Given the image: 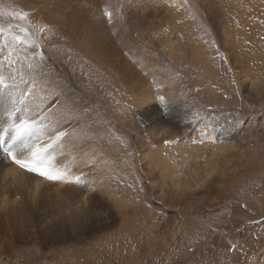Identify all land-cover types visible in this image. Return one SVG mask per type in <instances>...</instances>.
Returning <instances> with one entry per match:
<instances>
[{"label":"rangeland","instance_id":"374dc122","mask_svg":"<svg viewBox=\"0 0 264 264\" xmlns=\"http://www.w3.org/2000/svg\"><path fill=\"white\" fill-rule=\"evenodd\" d=\"M261 1L241 0V10L248 11L250 6L253 7V13L251 9L248 12L250 21L257 25L254 30L258 31L260 28L258 33L252 32L250 27L246 30L247 33L252 32L249 36L258 40L257 43H253L252 39L245 41V51L253 54L260 50L264 52V0ZM258 2L263 7L259 6ZM9 3L10 0H5V5L0 8L6 12L22 13L23 10V13H27L24 8L21 10L16 6L11 7ZM171 3L182 10L178 5L179 0H172ZM198 10L200 9L181 11L184 18L192 22L191 27H182L184 31L181 30L180 24H175L172 28L171 23L166 22V28L162 25L160 30H152L149 33L146 31L148 27H145V36L136 34L142 55L139 57L130 54L129 63L136 73H141L145 81L153 86L160 117L168 121H156L153 124L143 117L141 109H138L135 103L130 102L131 99L129 100L127 95L130 92L128 86L124 87L118 82L117 75H112L113 80L116 78L114 83L118 84L114 85L103 75L96 63L83 55L79 54L81 70L76 71L81 77L79 84H75L69 75H63L62 80H51L47 84L32 77L30 67H33L36 73L41 72L44 67H51L45 57L46 49L53 55L57 52L67 67L63 57L75 55L59 43L55 52L53 48L50 49L47 43L53 37L62 35H52L46 28L43 30V27L30 21L28 15L25 21L0 16V25L8 30L5 36L0 37V51L4 49L3 55L0 54L1 76L9 79L10 73L16 81L30 79L29 82H32L34 87L38 84L36 82H39L43 84L41 87L56 89L63 94L58 105L75 112L77 117L73 122H80L88 143L93 146L89 148V152L97 158H94L96 175L98 174L95 186L97 191H103L98 197L129 206V212L122 220L117 208L112 207V210L109 209V216L104 215L99 222L93 221V227H89L77 239L69 238L65 241L40 240L35 243L27 235L7 229L3 222H0V264H264V89L262 86H256L252 91L242 90L238 77L236 78L229 67L226 73L221 29L212 22V18L205 11H202L204 15L199 17L196 14ZM102 14L104 15V12ZM235 19H232L229 25L240 28V23ZM168 27L171 29L170 36L179 39L174 56L164 48L167 35L165 30ZM20 28H24L25 32H21ZM192 30L193 32H190ZM192 33L194 35H191ZM14 35H19L29 43L19 45L12 40ZM197 44L215 64V71L211 76L206 77L201 68L203 66L199 59H202L203 53L198 54L193 48ZM150 46V52L154 55L145 60L143 53L148 51ZM180 53L184 55L181 56ZM22 65L28 68L24 70ZM45 75L44 73L42 76ZM224 78L232 84V90H235L234 98L230 97L221 83ZM90 85L96 91L95 97H91L89 93ZM209 88L220 95V98H212L211 95L210 97L205 92ZM158 97H163V102ZM45 100L49 102L46 98ZM99 102L104 103L105 111L110 112L109 116L117 125L105 120L106 117L99 112ZM176 124L181 127L180 131ZM69 125L67 131L71 132L72 123ZM152 125L169 127L173 133L167 135L160 131L156 135L157 142L152 141L149 132ZM132 131L137 132L139 139L132 135ZM54 138L55 143L59 145L61 138ZM205 145L207 146L203 147ZM221 146L229 147L227 161L221 160V156L217 159V172L211 173L213 179H205L207 181H203L205 184L202 182L200 189L196 188L197 184L193 186V191L184 188V193L182 189L175 194L171 179L168 176H160L158 181L165 186L161 188L158 184L160 191L157 194L165 197L161 198L152 192L143 162L146 161L145 153L148 152L146 147L161 148V158L163 157L166 165L170 166L167 168L171 169L170 177L185 184L193 182V178L203 177L206 163L217 154ZM61 201L53 199L44 203L41 209L43 216L48 219L55 216L57 219H52L59 225L60 222L69 225L80 220V225L89 221L88 215L85 214L87 212L74 210L70 203ZM69 212L72 215H69ZM20 214H10L9 221L23 225V222L19 221L22 217Z\"/></svg>","mask_w":264,"mask_h":264},{"label":"bare ground","instance_id":"6f19581e","mask_svg":"<svg viewBox=\"0 0 264 264\" xmlns=\"http://www.w3.org/2000/svg\"><path fill=\"white\" fill-rule=\"evenodd\" d=\"M171 1L172 0L167 2L165 0H10L9 4H11V7L16 6L21 10L23 8L27 10L29 20L34 24L43 27V30L46 28L52 35H62V37H53L49 42L47 41V46L50 49L53 48L55 52L56 45L59 43L65 48L71 50L75 55L74 57H63L65 62L68 64L67 67L63 64L62 58L56 54L57 52L55 55H53L50 50L46 49L45 53L47 55L45 57L47 58L46 60L51 63V67H44L39 73H36V71H33V67H30V70L33 74L32 77L47 84L51 82V80H62L63 75H69L71 80L77 84L81 79V77H79L80 74L76 73L77 70H81V59L79 54L83 55L91 62L96 63L100 67L101 71H103L104 74H102L105 75L106 78L110 79L114 85L118 84L117 82L114 83L116 78L113 80V74L118 76V82L123 84L124 87L128 86V90L130 92L127 93V95L129 100L131 99L130 102L135 103L138 109H141L143 117L148 118L151 124L155 123L156 121L163 122L164 120V123H168V121H165V118L160 117V108L156 100L157 96L155 95L156 93L154 92L153 86L145 81L146 79H144L141 73H136L129 63V57L130 54L139 57L142 55V53L139 51V49L142 48L138 47L139 38L136 37V34L145 36L144 33L146 31L150 33L152 30H160L161 26H164L166 22H170L172 28H174L175 24H180L181 30L186 27L188 28V26L191 27L192 22L188 19H185L181 11L189 12L191 9H200L196 12L199 17H202L204 15L202 11H205L208 16L212 18V22L216 23L218 28L221 29L220 38L222 39V44L224 45L223 49L225 50L226 73H228L227 67H229L236 78L238 77L240 81L239 85L242 90L247 89L252 91L255 90L254 87L256 86H262L264 89V52L260 50L259 52L257 51V54H253L252 52L245 51L247 47L245 43L246 40L252 39L253 43L258 42L255 37L248 35L250 32H246L247 28L249 27L251 28L252 32H254V27L257 26L254 22L250 21L251 16L248 11L253 8L252 6H250L251 8L246 11L241 10L243 4H241V0H179L180 4L178 5L181 6V10L178 8V6L173 5ZM261 2L262 1L260 0V3ZM260 3L259 6L263 7L264 4L262 5ZM4 5L5 0H0V6ZM251 5L253 4L251 3ZM105 9H107V11L110 13V16H105L102 14V12H105ZM229 11H231V16H229ZM250 11L253 13L252 9ZM21 12L23 13V10ZM234 18H236L235 20H238L237 22L240 23V28H234L229 25V23H231V21H233L232 19ZM14 22H16V20H14ZM145 27H148V29L146 28V31L144 30ZM164 27L166 28L167 26ZM257 30L258 31L255 32L258 33L260 28ZM165 31L167 35H165L164 39V48L168 52L170 51L174 56L177 50L176 47L179 46V39L177 40L176 38H172V36H170V27H168V29ZM190 32H193V30ZM191 35H194V33ZM189 38L186 39L189 40ZM235 38H237V40ZM189 42L187 44H189ZM43 44L45 43L43 42ZM198 44L196 47H193L194 51L198 54H202L203 52L199 47L200 44ZM150 48L151 46L148 47V51L143 53L145 60H147L146 58L154 55L152 54V51L150 52ZM3 53L4 49L0 51L1 56ZM181 54L182 53H180V55ZM205 54H207L206 51ZM205 54L203 53V55H201L202 59L199 60L203 66L200 67L202 70H204L206 77H208L214 74L215 64L212 60L207 58ZM197 57L199 58V55ZM192 59L190 58L191 61ZM37 61H39V59H37ZM34 67H36V65H34ZM21 68L26 70L28 67L22 65ZM155 69H157V67ZM68 71L69 73H66ZM44 73L46 74L45 77L42 76ZM8 74L10 77L9 79L3 78L0 74V80H2V82H0V126L3 127L2 131H0V135L4 136V145L12 148L17 157L21 160H31L32 151L39 152L41 156L45 158L51 156L53 157L52 168L65 172L66 175L61 180L50 181L45 177L40 176L37 172H30L25 168H21L19 165L13 163L7 156L3 155L0 151V222H3V225L7 229L16 232L19 231L20 233L22 232L23 234L30 237L35 243H38L40 240L55 242L65 241L69 238L77 239L79 235L86 232L89 227H93V221L99 222L104 218V215L109 216V209L112 210V207L117 208L116 210L122 220L124 216L128 214L129 206L116 204L111 200H105L98 197V195H102L103 191H97L95 186L98 181V174L96 175L97 168H95L94 159L96 157H94L89 152V148L91 149L93 146L88 143L85 131L82 129L83 127L80 122H73V119L77 117L75 112H71L68 107H62L61 105H58L59 101L63 98V94L58 92L56 89L41 87L43 84L41 85L39 82H36L38 84H36L34 87L32 82H29L30 79L28 81H16L13 75L10 73ZM202 74L203 73H201V75ZM89 78L90 77H88V79ZM83 79H85V77ZM224 79L226 81L223 80L221 83L226 88V91L229 92L230 97L233 96L234 98L235 90H232V84L230 85L228 79ZM97 81L99 80L97 79ZM31 85L34 87V89ZM76 86L79 88L78 85ZM70 89L71 88H69V90ZM205 92L208 93L209 96L211 95L212 98L215 96H218V99L220 98V95L215 93V91L211 88H209L207 91L205 90ZM89 93L91 97L96 96V91H94L91 85ZM43 97L49 100V102ZM122 99L124 100V98ZM103 102H99L98 104L99 112L106 117L104 118L107 122H112L114 125H117V122L109 116L110 112L108 110L105 111V105ZM94 112L95 111H93V113ZM25 117H27L29 123L31 124V128L16 140H11L10 135L6 133L5 130L13 122L18 123L20 118ZM69 123H72L73 126L70 128V130H72L71 132L67 131ZM177 127H179V125ZM160 128L162 127L157 125H152L151 128H149L152 141H156V135L158 132L160 133V131L167 135L173 133L169 127L162 128L161 130ZM180 129L181 127L178 128L179 131ZM131 133L135 138L138 135L137 132L133 133L132 131ZM54 137L61 138V143L59 145L55 143ZM137 138L139 139V137ZM206 146L207 145L203 147ZM145 149H148L147 154L145 153L146 161H143L144 169L147 174L146 178L150 183L152 192L156 196H161L160 193L157 194V192L160 191L158 184L162 186L161 188H163L165 185H163L160 180L158 181L160 176H168L171 179V183L174 184L173 189L175 194L184 188L192 190L193 186L197 184L198 186L196 188L200 189L201 185L205 184L203 181L205 179H213L211 173L217 172V159L221 156V160L227 161L226 157L229 147L221 146L215 156H212L208 162L205 161V163L207 162V165L203 169L204 174L202 178H193V182H185V184L175 180L176 178L174 177H170V175H172L170 174L171 169L167 168L170 166L166 165L163 157L161 158V148L156 149L153 147H146ZM143 154L144 153H142V155ZM209 155L211 156V154ZM142 159L145 160L144 157ZM82 168L83 171H81ZM180 181L182 182V180ZM206 181L207 180H205V182ZM212 187L209 188L211 189ZM184 192L185 189L183 190V193ZM163 197L165 196L162 195L161 198ZM177 198L178 195L175 196V199ZM53 199L65 201V204L70 203L73 206L71 208L74 210H83L87 212L85 214L88 215L89 221L86 222L88 224L86 226H84L86 223L78 225V222L80 221L79 220L78 222H72L69 225H65L60 222L59 225L57 222L54 223L55 221L53 219L55 214L52 215L54 216L52 217L53 219H48L46 216L44 217V214L41 210L42 206L44 203ZM53 204L55 205V203ZM62 209L65 210L66 208ZM58 212L60 213V211ZM70 212L69 215H72ZM12 213H21L20 215H22L23 220L20 216L21 219H19V221H22L23 225L9 221V216ZM49 217H51V215Z\"/></svg>","mask_w":264,"mask_h":264},{"label":"snow or ice","instance_id":"6c2138e0","mask_svg":"<svg viewBox=\"0 0 264 264\" xmlns=\"http://www.w3.org/2000/svg\"><path fill=\"white\" fill-rule=\"evenodd\" d=\"M27 13H18L11 11H4L0 8V16H8L13 18H18L20 20H25L27 18ZM105 16H110V13L105 9ZM21 32H25L24 28H20ZM8 30L0 25V37H3L7 34ZM12 40L19 44H27L29 43L25 39H22L19 35H14ZM11 54V53H10ZM11 63V60H9ZM2 82V80H0ZM161 100L163 97L160 98ZM31 128V124L29 123L27 117L20 118L19 122H13L9 127L5 130L6 133L10 135L11 140H16L18 137L22 136L25 132H27ZM4 136L0 135V144H4ZM8 156L13 160L14 163L18 164L21 168H25L30 172H37L40 176L45 177L50 181L61 180L65 177L66 173L62 171H58L52 168L53 157H43L37 151H32L31 160H21L17 157L16 153L12 148L8 149Z\"/></svg>","mask_w":264,"mask_h":264}]
</instances>
